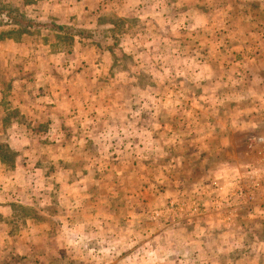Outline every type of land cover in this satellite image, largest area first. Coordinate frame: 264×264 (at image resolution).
<instances>
[{"label":"crops","instance_id":"0c3cea01","mask_svg":"<svg viewBox=\"0 0 264 264\" xmlns=\"http://www.w3.org/2000/svg\"><path fill=\"white\" fill-rule=\"evenodd\" d=\"M56 3L61 5L57 7L72 8V17L66 22L56 20L59 23L74 24L77 16L89 14L88 21L79 25L94 31L90 37L95 44L85 43L83 49L73 44L71 56L77 57L73 62L80 65L78 56L83 58L85 54L89 65L70 69L75 74L68 81H48L46 73L58 70L57 66L63 71L71 68L66 47L59 44L53 50L51 42L41 44L39 64L31 67L30 79L20 76L12 81L13 92L19 97L17 108L33 116L26 123L28 133L39 131L30 124L43 118L42 106L48 127L41 133L59 138L51 154L40 161L29 156L28 163L15 162L11 184H16L20 192L22 185L27 186L24 200L42 201L48 197L47 201L54 198L61 205L83 200L77 209L72 208L75 224L69 230L98 242L96 236L116 234L120 238L123 232L144 233L140 224L143 210L126 204L148 197L142 189L149 190L153 197L152 188L157 184V200L193 197L199 185L214 177L218 198L229 201L223 208L230 206L231 210L197 214V223L184 222L173 229L158 226L155 233H164L165 244L185 253L188 259L196 258L197 251L203 254L214 244L217 252L213 260L211 255H202L206 264H223V254L227 253L231 255L227 264H262L264 238L256 242L251 238L254 227L241 220L244 216L264 218V141L257 145L247 142L250 135L264 138V16L248 15L254 4L264 8V0ZM57 7L53 6V10ZM116 23L122 24L119 34ZM132 24L135 28L129 27ZM97 36H102L106 45L99 47ZM75 37L76 43H84L85 38ZM113 39H118V47L109 45ZM1 43L4 50L11 43L18 47L10 39ZM41 65L44 72L38 74ZM74 75L79 80L74 81ZM31 79L42 80L41 86L50 82L45 90L59 91H49L51 96H44L45 87L39 92L27 87ZM85 86L87 95L77 96ZM99 89H104L106 95L99 96ZM2 93L0 88V100ZM117 126L119 129L110 134L120 131L125 138L131 137L135 149L123 150L117 161L106 164L92 155L83 157L101 131ZM127 128L131 131L126 133ZM67 133L71 135L69 141H65ZM98 165L105 166V170L94 178ZM0 166L7 170L5 165ZM81 166L89 171L80 170ZM21 171L25 180L23 176L19 178ZM99 179L104 183L95 182ZM85 182L105 187L102 193L89 192L77 198ZM118 183L124 192L116 190ZM56 191L57 196H50ZM6 195L14 200L8 192L3 194V200H8ZM44 211H37L41 221L27 222L20 235L12 238L6 232L15 245L9 246L6 255L10 257L6 258L5 246L0 243V264L9 262L13 254L21 258L20 264H47L35 246L38 237L47 238L51 233L43 220L48 222V216H52ZM0 212H6V208ZM62 214L56 215L62 218ZM76 243L77 240L70 242ZM66 245L70 246L68 241ZM233 246L246 251H232ZM217 249L227 251L219 254ZM231 253L237 257L232 258Z\"/></svg>","mask_w":264,"mask_h":264},{"label":"rangeland","instance_id":"374dc122","mask_svg":"<svg viewBox=\"0 0 264 264\" xmlns=\"http://www.w3.org/2000/svg\"><path fill=\"white\" fill-rule=\"evenodd\" d=\"M262 3V0H258ZM252 2H250L251 4ZM59 3H56V0H0V6L5 7H15L18 11L24 15L27 19L34 20L36 22H41L45 24L46 27H27L25 30H16L12 31L10 36L2 37L1 33L4 31H8L13 29L12 26L4 21L7 20L5 14L0 16V88L2 89V99L0 100V144L6 145L8 147L9 154H13V165L9 166L8 164H4L0 162V165H5L7 170H4L0 166V209H5L6 212H0V243L5 246V253H3V249L0 251V256L5 254L6 258H9L10 255H6L7 249L9 246L15 245L10 243V237H15L20 235L19 232L22 231L23 226L26 225L27 222H31L32 219L36 221H41L39 215H37V211L44 208V212L49 213V221L46 222L43 220L45 224H48L51 233H49L47 238L38 237L36 240V250L40 251L43 255V258H46L47 264H206L205 257L208 254L211 255V259L215 258V253L217 252L215 249V245L210 246L208 249L204 250L202 254L201 251L195 252V254L199 255L196 258H186V254L175 251L165 244L166 237L163 235H157L155 233L156 228L162 227L163 229L170 227L173 229V226H181L184 222L195 221V216L197 214H205L215 211L222 210H231V207L223 208L222 205L227 204L229 201H220L218 198V187L216 185V178L210 177L209 183H202L198 186L197 190L194 193L197 196L186 197L183 198L178 197L175 199H171L166 197L161 200H157L155 196V189L157 188V184H155L152 188L154 193L153 197L150 194L149 190L142 189L143 195H148V197L140 198L139 201L130 200L127 201L128 206H137V208L142 209V217L140 218V224H142L144 233L141 232H123L118 238L115 235L110 236H96L99 239L98 242L95 240L89 239V236L83 234H78L76 231L69 230L71 225L75 224L74 219V211L73 209H77L80 201H67L66 204H59L57 199L50 198L48 201V197L42 201H29L24 200L23 191L27 186L22 185V191L20 192L19 188L15 189L17 186L14 183V178L11 177V170L15 166V162L19 163H28L29 156H33L36 161H40L42 158L51 154V152L55 149L57 144L56 140L59 138L54 134L45 136L42 131L46 130L48 127L46 125L45 118L46 109L41 106V112L43 118H38L39 122L34 124H30L31 126H35V128L39 131L35 133L29 134V130L27 129L26 123L30 122L29 120L32 114L28 112H22L20 108H17L18 95H16L14 90L13 80L18 79V77L22 76L26 80L31 75L30 69L34 67V64H39L38 57L41 56L39 54L42 43L51 42V48L53 50L58 49L59 44L64 45L68 50L67 53L69 57L68 71L61 70L62 68L58 67V70L53 69L52 71L47 72L48 81L52 83L58 82L59 80L68 81L71 76L75 73H72L70 69L77 70V68L87 67L88 58L85 54H83V58L79 55L80 65H76L73 60L76 59L74 56H71L73 44L75 47H80L83 49V45L87 43L95 44L93 38L90 36H80L76 34H65L64 32L58 31L56 29L50 28V23H55L59 25H64L68 27H73L75 29L86 30L89 29L85 26H80L81 22H87L89 14H81L77 16L75 23H59L57 21H67L69 17L71 18L72 8L71 5L69 7H57ZM261 6L259 3H257ZM254 4V7L250 8L252 13L248 15H262L264 16V8ZM263 5V4H262ZM53 6L57 7L56 11L53 10ZM59 6H61L59 4ZM246 10V9H245ZM57 20V21H56ZM106 23V19L104 20ZM70 22L72 20L70 19ZM135 28V24L130 25L129 27ZM240 26H245V24H241ZM122 24L116 23V31L117 34L122 30ZM67 36L69 39H63L61 37ZM75 36L85 38L84 43L82 41L75 42ZM86 38L90 39L89 41ZM13 40L16 42L18 47L15 44H10L8 50L3 49L4 40ZM96 44L100 47L102 45H106L104 38L101 36H97L95 40ZM111 46H119L118 39L110 40ZM63 46V47H64ZM37 48V49H36ZM33 49H36L35 51ZM71 49V50H69ZM34 51V52H33ZM122 53V52H121ZM67 61V60H66ZM126 62V61H125ZM73 66V67H72ZM44 65L38 66V74L44 72ZM23 71L25 74H22ZM34 72H32L33 74ZM74 81L79 80L77 76H75ZM30 79V78H28ZM31 79V83L26 82L27 87L34 88L35 91L43 90L47 88L51 83L48 82L43 84L42 80L33 81ZM45 81V80H44ZM85 82V81H84ZM40 83V84H39ZM87 83V82H85ZM18 85V83H15ZM13 86V89H12ZM76 91H77V86ZM81 87V86H80ZM81 91L77 96L87 95L89 92L88 86ZM19 89L15 88V91ZM28 89V88H27ZM30 90V89H29ZM28 90V91H29ZM49 91H59L57 89H50L44 91V96H51V92ZM39 92V91H38ZM38 92H35L38 95ZM48 93V94H47ZM75 94V93H72ZM71 94V95H72ZM29 95V94H28ZM104 89H99V96L103 97ZM14 106H16L14 108ZM14 121V122H13ZM17 123L19 126H17ZM117 128H108L106 131H101L99 137L95 139L92 147H88L86 149L87 152H84L83 157L88 158V156H95L96 158H101L105 160L103 163L114 162L117 161L122 155L123 150L126 149V152H131V149H135L133 147L132 138L123 136V133L114 132L112 135L110 134L114 130H118ZM129 131L130 129L127 128ZM131 131V130H130ZM70 134H66L65 141L70 140ZM249 137H247L248 144H252L249 141ZM127 142V144H126ZM52 144V145H51ZM261 144V143H259ZM55 145V146H54ZM44 159V158H43ZM18 163V164H19ZM33 163V162H32ZM104 164V165H105ZM100 168H94L93 175L94 178H99V171L105 170V166L98 165ZM80 170H87L86 167L81 166ZM150 170V169H149ZM89 171V170H87ZM10 173V174H9ZM80 173V172H79ZM24 177V172L19 173V178ZM25 180V177L22 179ZM16 181V180H15ZM10 182V184H7ZM97 183H104L103 180L95 181ZM105 185V184H104ZM103 184H87L85 182L84 187H81L79 190L77 198H82L83 194L87 195L89 192H103L104 186ZM40 187V186H38ZM59 188V187H58ZM138 187L135 188V191H138ZM116 190H120L124 192L123 189L120 188L119 183L117 184ZM36 191L40 193V189L36 188ZM7 192L14 198V200H10L8 196V200H3V194H7ZM59 192H61L59 188ZM197 192H200L199 195ZM57 196L58 192L51 193L50 196ZM75 198H71L73 200ZM5 201V202H4ZM10 202V203H9ZM8 203L10 205H8ZM73 208V209H72ZM62 211V218L57 217V213ZM209 211V212H208ZM10 213V214H9ZM71 213L72 214L71 216ZM55 215V216H54ZM199 219V218H198ZM243 223L254 227V231L252 233L251 238H255L256 242L264 238V218L257 217L253 220L248 219L247 217H243L241 220ZM196 223L198 221H195ZM255 225V226H254ZM8 231V237L6 232ZM140 235V236H139ZM140 237V238H137ZM101 239V240H100ZM77 240L78 243L70 244V242ZM198 239H195L197 241ZM201 240V239H200ZM66 241L70 246L66 245ZM63 242V243H61ZM237 243V241H234ZM233 242V243H234ZM63 244V245H62ZM213 249V251L211 250ZM232 251L238 253H245L246 248L239 249L238 247H232ZM219 254L226 252L227 250L217 249ZM207 252V253H206ZM3 253V254H2ZM264 253V249H263ZM232 258L236 254L231 253ZM71 257V258H70ZM239 257V255H238ZM231 258L230 254H223V264H227L229 259ZM33 259V258H32ZM208 259V258H207ZM21 258L17 255H12L11 260L9 262H3L4 264H20ZM24 262V261H23ZM26 264V263H25ZM262 264H264V257Z\"/></svg>","mask_w":264,"mask_h":264},{"label":"trees","instance_id":"16d2710c","mask_svg":"<svg viewBox=\"0 0 264 264\" xmlns=\"http://www.w3.org/2000/svg\"><path fill=\"white\" fill-rule=\"evenodd\" d=\"M5 14V16L7 17V20L4 21L12 26L13 29L8 30V31H4L3 33H1L2 37H8L11 35V33H13L12 31H16V30H25L27 27H46L45 24L41 23V22H36L34 20H30L27 19L26 17H24L23 14H21L18 9H16L15 7H5V6H0V16ZM50 28L56 29L58 31L64 32L65 34H70L72 36V34H76V35H80V36H92L94 34L93 30H80V29H75L73 27H68V26H64V25H59V24H55V23H50ZM0 36V37H1ZM63 39H69V37L64 36L61 37ZM8 147L4 144H0V162L2 163H6L9 166L13 165V157H11V155L9 154Z\"/></svg>","mask_w":264,"mask_h":264},{"label":"built area","instance_id":"2783aa9c","mask_svg":"<svg viewBox=\"0 0 264 264\" xmlns=\"http://www.w3.org/2000/svg\"><path fill=\"white\" fill-rule=\"evenodd\" d=\"M249 141L252 144H259V143H262L264 141V138L262 136H259V135H250Z\"/></svg>","mask_w":264,"mask_h":264}]
</instances>
